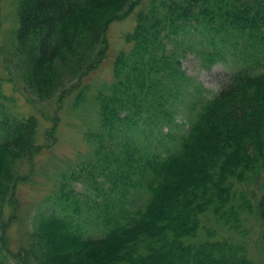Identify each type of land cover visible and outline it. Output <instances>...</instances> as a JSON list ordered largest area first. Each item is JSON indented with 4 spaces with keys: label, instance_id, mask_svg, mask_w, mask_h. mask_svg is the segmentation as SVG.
Segmentation results:
<instances>
[{
    "label": "trees",
    "instance_id": "obj_1",
    "mask_svg": "<svg viewBox=\"0 0 264 264\" xmlns=\"http://www.w3.org/2000/svg\"><path fill=\"white\" fill-rule=\"evenodd\" d=\"M133 14L113 80L95 97L99 124L87 134L95 162L72 173L62 186L66 207L38 212L30 243L13 253L8 231L27 181L21 167L41 149L40 124L0 80V264H10L7 253L21 264H258L248 234L236 237L247 215L259 222L264 260V0H18L9 82L34 100L64 101L71 90L56 63L75 75L94 70L106 57L108 28ZM199 39L208 66L235 68L205 101L177 47ZM191 86L198 109L179 145L167 148L171 133L160 139L156 130L174 126ZM86 101L83 89L74 107ZM86 172L100 199L87 214L66 190Z\"/></svg>",
    "mask_w": 264,
    "mask_h": 264
},
{
    "label": "rangeland",
    "instance_id": "obj_2",
    "mask_svg": "<svg viewBox=\"0 0 264 264\" xmlns=\"http://www.w3.org/2000/svg\"><path fill=\"white\" fill-rule=\"evenodd\" d=\"M17 4L18 0H1L0 2V80L4 83L5 93L18 98V109L23 113L35 115L39 120L37 142L41 145V149L21 167V174L27 176V181L21 183L17 188L18 220L12 224L8 231L9 247L12 253L20 251L30 243V235L34 231V220L37 218L38 212H43L42 216H50L66 207L62 186L63 183H68V178L72 173L79 172L81 167L89 162H95L93 146L87 141V134L96 131L99 124L98 104L95 97L100 90L104 89L106 83L113 80L115 57L125 46L126 35L132 31L136 24L134 14L111 24L106 35L108 39L106 57L92 71L75 75L72 72H67V67L61 66V69L56 63L55 71L60 73V79L64 81L62 88H69L71 94L64 101H59L57 96L46 101H37L26 93L21 83L9 82V79L13 77V71L8 68L6 62L15 42L14 32L18 26ZM201 42L199 39L189 45L178 44L177 47L181 54L180 59L184 72L194 83L195 89L196 85L200 86L199 90H201L202 99L205 101L221 91L235 68L228 61H220L208 66V63L202 60L200 55L202 46L206 50L205 45L203 43L201 45ZM83 89L86 90L87 101L75 108V98ZM187 94L184 98L185 103H180L179 112L174 114V126L171 128L165 126L156 130L155 136L160 139H165L164 136L171 133L173 140L165 139L167 148L174 149L179 145L181 138L189 130L193 108L198 109L196 102L200 98H197L196 91L192 86L187 89ZM48 135L53 136L50 138ZM87 174V172L84 173L81 180L71 182L66 189H69L72 194L74 189L76 198L83 202L85 214H87V204L89 206L93 204L92 199L100 200L95 196L94 189L89 186L87 181H84ZM257 188L258 183L257 186L251 187L253 190H257ZM143 201V199H139L136 205L140 206ZM63 203L65 206L60 208ZM211 217V215L207 216V218ZM245 220L242 228L243 234H237L236 237L244 238L248 234L247 241H249L254 257L256 256L257 263L264 264V260L258 253V246L256 247L259 222L255 216L249 215L245 217ZM203 222H208V220L204 219ZM245 233L247 234L244 235ZM6 255L10 264H21L20 261L12 258L11 253Z\"/></svg>",
    "mask_w": 264,
    "mask_h": 264
}]
</instances>
